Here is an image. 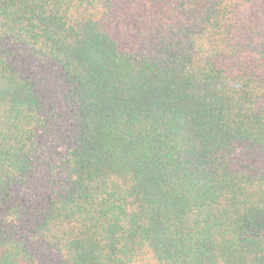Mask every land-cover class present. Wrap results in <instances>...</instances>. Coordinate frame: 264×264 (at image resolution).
I'll return each instance as SVG.
<instances>
[{
  "label": "trees",
  "instance_id": "trees-1",
  "mask_svg": "<svg viewBox=\"0 0 264 264\" xmlns=\"http://www.w3.org/2000/svg\"><path fill=\"white\" fill-rule=\"evenodd\" d=\"M0 264H264V0H0Z\"/></svg>",
  "mask_w": 264,
  "mask_h": 264
}]
</instances>
